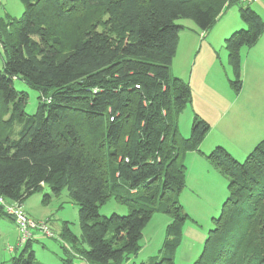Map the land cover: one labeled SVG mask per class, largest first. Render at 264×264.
<instances>
[{
  "label": "trees",
  "instance_id": "16d2710c",
  "mask_svg": "<svg viewBox=\"0 0 264 264\" xmlns=\"http://www.w3.org/2000/svg\"><path fill=\"white\" fill-rule=\"evenodd\" d=\"M21 2V18L0 21V197L24 205L44 187L55 196L68 189L81 227L74 251L89 264H136L153 215H169L161 255L139 264H175L190 219L180 202L185 157L211 129L196 116L190 137L179 131L192 93L171 73L178 21L208 32L229 7L240 8L247 29L225 41L239 94L241 52L259 42L264 19L235 0ZM17 80L39 92L33 115ZM206 158L227 177L228 198L193 264H264V139L244 162L220 146ZM111 199L129 213L101 217ZM0 215L13 221L1 206ZM32 243L19 241L24 249L11 263L35 264Z\"/></svg>",
  "mask_w": 264,
  "mask_h": 264
},
{
  "label": "rangeland",
  "instance_id": "374dc122",
  "mask_svg": "<svg viewBox=\"0 0 264 264\" xmlns=\"http://www.w3.org/2000/svg\"><path fill=\"white\" fill-rule=\"evenodd\" d=\"M250 5L264 19V0H256V2ZM24 10L25 6L21 0H0V21L8 20L9 18L19 19ZM180 22L188 21L180 20L178 24ZM244 29H247V26L236 32ZM254 52L251 51V48H244L241 53L243 85L240 93L243 90H246V94L248 93L249 99L245 101V106L248 108L254 107L252 102L254 99L256 100L255 94L262 97L264 105V49L262 50L263 54L254 55ZM5 58L3 48L0 46V71L4 68ZM258 60L261 61L259 63L260 66L255 64L256 72H253L254 62ZM227 65L230 68V77L233 80V71L228 62V51ZM15 88L19 92L28 94L25 109L26 114H35L39 105V92L30 89L29 86L20 80L15 81ZM232 92L236 95L240 94H237L233 89ZM188 110L189 108L182 115L183 127L185 124L187 125L185 115L189 112ZM8 119L9 114L5 116V120ZM188 126L189 129L192 127L189 123ZM16 129L18 130L19 127L16 126ZM11 138L16 137L12 134ZM253 149L249 152L244 151L246 154H241L239 148L231 147V151L227 149V152L232 154L237 161L244 162ZM211 153H208L207 156ZM196 169L198 170L194 172L190 171L187 174L188 184L186 180V188L180 197L183 211L189 215L190 219L185 225L183 244L176 253L175 264H193L198 259L204 248L208 233L214 229L213 219L220 216L223 203L228 198L227 177L216 171L210 162L205 169L197 166ZM200 170L202 171L200 172ZM45 195L51 196L46 202H44ZM24 209L33 218L47 221L54 235V237L41 235L39 239L37 238L32 241V250L36 257L35 264H82L79 256L72 251L82 248L80 241L81 227L79 208L71 198L68 189H64L60 195L55 196L52 195L48 187H44L42 192L35 193L26 200ZM128 213L129 209L117 203L115 199H111L100 208L101 217H110L113 214L125 216ZM171 222L172 218L169 215L163 213H155L153 215L151 221L143 231L142 250L133 258V262L139 264L149 261L151 257L161 255L160 250L166 239V229ZM67 229L79 238V241L71 240L67 235ZM17 230L10 218L6 215H0V264H12V258L20 255L23 251V245L19 246L14 254L9 251V247L16 246L19 242L18 237L20 232Z\"/></svg>",
  "mask_w": 264,
  "mask_h": 264
},
{
  "label": "crops",
  "instance_id": "0c3cea01",
  "mask_svg": "<svg viewBox=\"0 0 264 264\" xmlns=\"http://www.w3.org/2000/svg\"><path fill=\"white\" fill-rule=\"evenodd\" d=\"M239 10L240 8L236 5L229 7L208 32L201 31L190 20L179 23L182 29L179 33V44L171 66V73L187 83L192 93V101L186 108H189V112L185 115L187 125L183 127V112L179 118V131L183 137L188 138L192 128H188V123L192 126L196 116L211 127L200 146V151L186 155L187 174L198 170L196 166L205 169L209 163L206 158L207 154L213 152L218 146L230 151L231 147L239 148L241 154H246L244 151L249 152L264 139L262 97L255 94L256 100L252 102L254 107L248 108L245 106V101L249 99L246 90L236 95L229 85L232 79L230 68L227 65L225 41L237 30L247 26L242 21ZM263 49L264 34L257 45L251 48V51H255L254 55H258L263 54ZM260 62V60L254 62L253 72H256L255 64L260 66ZM26 213L35 221L44 220L35 219L28 212ZM20 237L19 234V241ZM40 237L38 236V239ZM19 246L18 242L16 246H12L13 249L10 247L9 251L14 254ZM72 251L75 253L74 250ZM79 258L81 263L85 264V260Z\"/></svg>",
  "mask_w": 264,
  "mask_h": 264
},
{
  "label": "built area",
  "instance_id": "2783aa9c",
  "mask_svg": "<svg viewBox=\"0 0 264 264\" xmlns=\"http://www.w3.org/2000/svg\"><path fill=\"white\" fill-rule=\"evenodd\" d=\"M239 3L250 5L256 0H235ZM0 206L4 211L13 219L21 235V244H25L27 241H33L38 236L45 235L48 237H54L49 228L47 221H35L26 213L24 206L19 203H9L4 198L0 197ZM12 249V248H11ZM85 264H89L84 261Z\"/></svg>",
  "mask_w": 264,
  "mask_h": 264
}]
</instances>
